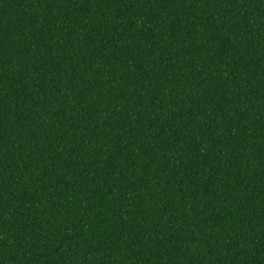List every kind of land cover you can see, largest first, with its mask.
<instances>
[{"label":"trees","instance_id":"16d2710c","mask_svg":"<svg viewBox=\"0 0 264 264\" xmlns=\"http://www.w3.org/2000/svg\"><path fill=\"white\" fill-rule=\"evenodd\" d=\"M0 264H264V0H0Z\"/></svg>","mask_w":264,"mask_h":264}]
</instances>
